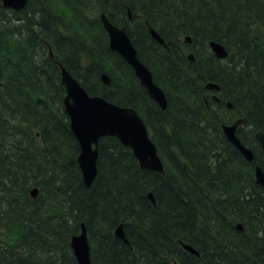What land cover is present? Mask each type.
<instances>
[{"label": "trees", "instance_id": "trees-1", "mask_svg": "<svg viewBox=\"0 0 264 264\" xmlns=\"http://www.w3.org/2000/svg\"><path fill=\"white\" fill-rule=\"evenodd\" d=\"M118 2L121 5L116 14H122V22L128 17L127 8H130L133 16L140 14L139 21L148 19L152 23L172 51H180L175 62L164 73L153 61L151 53L155 45L165 49L163 45L155 39L154 43L148 45L134 43L140 58L151 69L154 80L165 93H176L180 99L187 100L191 109L197 105L205 107L202 96L204 85L209 81L219 83L222 101L237 95L241 110L250 111L253 136L254 129L264 130V0H252L250 4L242 0H206L201 3L186 0L185 6L194 9L190 15L170 11L171 5L167 0ZM37 3H41L43 8H39ZM87 3L88 0H28L23 10L13 11L18 23L12 25L3 15L5 8L0 2V82L12 76L23 81L20 92L0 88V118L6 120L0 128V227L8 231L17 225L21 228V239L17 245L0 248V264H19L18 260H30L35 264H68L64 259L65 251L69 248L71 237L80 231L82 220L86 221L92 264H140L141 260L146 264H173L172 257L179 264H264L261 255L256 253L257 247L252 248L254 244L242 247L226 233L208 237L206 229L198 228L197 212L201 211V201L194 200L193 191L182 185L180 175L164 181L158 173L148 169L138 170L134 161L127 158L121 149L107 148L102 151L105 168L101 169L99 158V172L93 186L89 189L84 187L77 167L78 143L68 131L69 118L64 108L66 90L61 83V69L50 57L48 46L89 94L114 101V90H102L92 82L94 76L100 79V73L106 71L115 85H124L121 95L127 99L126 105L136 107L145 122L149 121L142 105L133 99L131 81L126 71L136 80L139 79L131 66L128 64L130 68H124L125 60L110 49L108 34L99 19L98 24L108 42L104 47L94 46L93 43L98 42L92 39L86 27H83L84 30L79 26L74 28L70 32L71 38L66 37L61 43L55 39L57 35L54 29L73 27V22L78 25V22L73 19L68 21L63 15H67V12L71 15L78 6L85 9ZM257 5L261 11L258 14L252 12ZM55 13L61 14L60 18ZM50 15L56 23L51 22ZM220 20L223 22L220 23ZM210 23L212 30L205 32L206 37L221 42L230 51L227 58L241 65L238 72H222L218 61L214 56L207 55L205 50L193 51L196 61L184 55L180 36L189 34L197 41L203 34L202 25L209 27ZM46 39L52 43H47ZM200 45L210 47L209 43ZM78 47L84 49L88 56V59L84 58L87 65L82 71L74 68L77 53L74 56L69 51ZM168 74L172 81L175 78L178 80L164 85L163 76ZM36 99L42 102L47 99L42 110L34 106ZM216 106V103L210 104L203 113L207 121L215 120L216 128L221 131L219 123H231L233 115H221L216 111ZM167 121L165 118L160 124L162 134L153 129L150 134L161 154L168 147L183 149L178 139L167 140ZM8 126H12L15 132L9 130ZM37 131L40 132V140ZM241 138L244 143L249 142ZM33 139L38 143L34 144ZM72 139L76 142V154ZM106 141L116 147L115 137ZM16 142L28 148L31 159L26 151L17 153L14 149ZM72 160L75 170L71 166ZM244 171L250 175L253 172L251 165L245 166ZM223 185L218 183V190ZM33 187L39 189L35 197L30 195ZM149 187L156 195V209L143 196ZM224 188L228 194L237 196L242 190L236 183ZM261 200L264 202V196L260 197ZM260 201H246L245 205L253 210ZM9 207L15 208L14 213L11 211L7 214ZM133 210H137L133 213H143L141 227L131 228L125 224V229L128 235H140L133 237L132 241L139 257L120 239L106 241L101 250V244L94 240L98 232H92L94 229L89 223L90 219L94 218L98 227L112 231ZM10 214L11 218L8 219ZM244 219L248 223H256L250 213H246ZM180 239L197 247L201 256L185 251L178 243Z\"/></svg>", "mask_w": 264, "mask_h": 264}, {"label": "bare ground", "instance_id": "bare-ground-1", "mask_svg": "<svg viewBox=\"0 0 264 264\" xmlns=\"http://www.w3.org/2000/svg\"><path fill=\"white\" fill-rule=\"evenodd\" d=\"M170 2L172 12H180L184 15H190L194 12V9L187 8L185 6L186 0H167ZM197 2H204L206 0H196ZM246 3H253L252 0H242ZM1 2V1H0ZM2 3V2H1ZM39 8H43L41 6V3H37ZM27 5V4H26ZM121 4L118 2V0H88L87 7L84 9L83 6H78L77 9L71 13V15H68L70 12H67V15L65 16L66 20H74L78 22V25H76L74 22L71 23L73 27H65L61 26L57 29H54L56 31V40L57 42L61 43L66 37L71 38L72 35L70 32L75 28H80L84 30L83 27H86L87 32L90 33V36L92 39L97 40L98 43H93L95 47H104L105 43H108L104 31L102 27L98 24V19L102 23V17H107L111 22L115 23L117 26L124 27L125 30L128 32V34H133L134 36H130L133 43H146L152 44L154 43V38L151 34L150 29L148 28V24L155 30L157 29L152 25V23L148 19H144V21H139V13L138 15H132L131 10L129 13V10L127 9V15L125 22H122L120 18H122V14L117 15L116 12H118L119 6ZM2 6L5 8L3 15L6 16L8 19V23H12V25L17 24L18 21L15 19V16L13 14V11H21L16 10L14 7L5 6L2 3ZM239 7V6H238ZM237 7V8H238ZM218 9V8H216ZM12 10V11H11ZM234 11V9H233ZM252 12L254 13H260L259 7L257 5L256 9H252ZM57 14L56 17L60 18L61 14ZM115 15V17H113ZM52 23H56L54 18L50 15L49 16ZM119 18V19H118ZM211 19V17H209ZM225 20V18H224ZM223 21L220 20V23ZM94 23V24H93ZM105 29V28H104ZM212 30V25L210 23L209 27H203L201 32L203 33L197 38V41L191 37V35H181L180 36V44L183 46V52L184 55L187 56L189 60L196 61V57L194 53L186 54L187 49H191V51H195L197 49L199 50H205V53L207 55L214 56V59L218 61V63L222 67V72L227 73H236L240 70L239 64L235 63L234 59L229 60L227 57L230 54V51H227L226 56L220 57L215 54L213 49L211 47H202L200 43H221L213 39H208L206 37L205 32H208ZM220 30V29H219ZM169 32V31H168ZM221 32V30H220ZM223 32H226V29H223ZM236 33L239 34V30L236 29ZM129 34V35H130ZM244 36V35H242ZM47 43H52L50 40L46 39ZM156 40V39H155ZM164 40V39H163ZM256 40V38H254ZM158 42V41H157ZM164 43L165 40H164ZM160 44V43H159ZM163 45V44H160ZM109 47L111 50H113L109 44ZM163 48L155 45L154 48L151 49V53L154 56L153 61L156 63V65L161 68L162 71L167 72V68L170 64H173L175 62L177 55H179V52H174L172 49L167 45H163ZM225 47V46H224ZM70 52L75 54L77 53L78 59L74 58V68L77 71H82L86 67V62L84 61V58L88 59L87 53L84 49L78 47L75 49L69 50ZM116 52L115 50H113ZM118 53V52H116ZM119 54V53H118ZM215 54V55H213ZM120 55V54H119ZM175 55V56H174ZM192 55V56H190ZM39 54L37 53V57ZM121 56V55H120ZM36 57V58H37ZM53 61L55 65L61 69L62 66H65L62 60L53 53ZM125 62L126 65L124 68L129 67V63L127 60L121 56ZM48 62V61H47ZM49 63V62H48ZM199 63V62H197ZM129 64V65H128ZM200 64V63H199ZM131 66V65H130ZM130 68V67H129ZM132 69V67H131ZM134 75L136 76V73L132 69ZM169 73V70H168ZM103 74H106L108 77V82L105 81L102 77ZM126 75L128 76V80L131 81L130 84V90L133 94V99L135 101L139 102L142 105L143 112L149 117L148 123L145 122L143 119L147 131L149 134H151V129H153L156 133H161L160 124L162 123V120L167 118V130H166V137L167 140H179L180 143L183 146V149H171L170 147L166 148V151L158 152V149L156 151V158L154 162V168L148 167L146 162H143L140 160L134 153L133 148L126 144L125 142L121 141L117 136L111 135L110 132L106 131L101 134H99L95 141L92 143L93 150L96 152V172H94L93 177H91L88 182L85 177V172L80 167L78 156L81 152V142L76 134L75 130L70 125L69 120V126L68 131L70 132V135L75 139V141L78 143L79 152L77 154V162H78V170L80 172V176L83 182V185L85 188H91L94 184V181L96 179V176L99 172L98 167V159L100 158V167L103 170L105 168V161L102 157V151H105V149H121L123 150L127 158L132 159L135 163V168L138 170H150L152 172L158 173L164 181H170L173 177H178L182 181V185L185 187H189L193 193H194V200H200L201 201V211L197 212V226L199 229H206L207 232H209L208 237L215 236V235H224L223 233H226L231 237L234 242H238V245L244 247V246H251L254 244V247H257L256 253L261 255V259L264 261V213L263 211V200L260 201V197L264 196V187L261 184V182L257 179V168L259 167L262 171H264V146L261 142V140L258 138L257 133L264 134V130L262 129H254L252 134V128L253 123L252 119L250 117V111L239 107L238 104L239 98L236 96H230L225 98L223 101L220 97L221 94V86L218 89L216 88H210L207 87V83L204 85V90L202 92V96L204 99L206 108H209V105L212 103H216V111H219L221 115L228 114L233 115V121L231 123H219L221 131L216 128V125L214 121H207L205 115L203 112H205L204 105H197L193 109H191L188 105L187 100H182L180 97L176 95V93H165L166 103L163 105L159 104L155 99H152L144 85L139 80H136L134 77L130 76V74L126 71ZM115 77V76H114ZM137 77V76H136ZM97 78V79H96ZM91 80V78H89ZM178 80L177 78L173 79V81ZM172 78L168 75H164L162 79V84L168 85L172 84ZM92 82L99 87L100 89H111L113 91V95L115 96V100L110 102L117 104V105H123L127 106V99L121 95V92L124 90V85L117 83L115 85V82L113 78L106 72L102 71L100 73V79L97 76H94L92 78ZM62 83V81H61ZM130 82H128L129 84ZM157 83V82H156ZM161 88L162 86L157 83ZM63 85V83H62ZM64 86V85H63ZM65 87V86H64ZM0 88L2 89H8V91L16 89L17 91L23 90V81L17 77L12 76L9 79L0 82ZM122 88V89H121ZM66 89V88H65ZM163 89V88H162ZM97 95V94H94ZM148 95V96H147ZM101 96V95H100ZM121 96L124 101H122ZM105 98V97H104ZM46 100L44 99V102L41 101V99L34 100V106L38 110H42L46 106ZM108 100V99H107ZM133 101V100H131ZM134 101V102H135ZM126 102V103H125ZM154 102V103H153ZM243 105V104H242ZM133 109H135L138 113V110L136 107L129 105ZM142 112V114H144ZM161 113H164V115H161ZM139 114V113H138ZM144 114V115H145ZM6 122L5 118H0V128L2 125ZM236 123V127L238 129V137L243 141L241 137L246 138L249 142L245 143L248 148L252 150V156L251 158H247L244 153L241 151V149L238 147V145L231 140L223 130V125H229ZM9 130L12 132L14 131V128L12 126H8ZM236 129V133H237ZM162 134V133H161ZM37 137L40 140V132H36ZM67 135V134H66ZM241 136V137H240ZM110 137H115L116 147L111 146L107 143L106 139H109ZM165 137V136H164ZM225 137V138H224ZM73 140V139H72ZM228 143H227V141ZM34 144L38 143L36 139H33ZM73 140L74 147L76 149L75 154L77 153V146L76 142ZM244 142V141H243ZM169 143V142H168ZM14 149L18 152L20 151H26L28 157L31 159V152L28 150L26 146H19L16 142ZM215 152L216 154H214ZM71 166L76 169L75 163L73 160L71 161ZM253 164L255 166H253ZM251 165L253 172L249 175L244 171V167ZM241 171V174L239 173ZM248 175L250 183L248 182ZM186 178V181H185ZM245 181L247 184V188L245 187ZM250 187L248 186V183ZM218 183H221L223 187L218 190ZM230 183H236L240 190V195H232L228 194L225 190V186H227ZM37 188L38 187H33ZM32 188V189H33ZM224 190L222 191V189ZM31 189V190H32ZM261 189V191L259 190ZM39 193V189H38ZM37 193V194H38ZM32 197H35L31 194ZM143 196L148 199L152 206L156 209L157 207V200L156 195L152 187H149L145 190L143 193ZM193 196V195H192ZM141 197V196H140ZM246 201H260V206L257 210L258 204L255 209L248 208L245 204ZM15 208L9 207L7 210V214L9 212H13ZM200 210V209H199ZM137 211V210H136ZM136 211H131L129 215L124 219L121 223L123 224V233L122 235L118 234L117 226L112 231H107L101 227H98V224L96 223L94 218H91L89 223L94 229L92 232H98L95 236V241L99 242L101 244V250L104 249L106 241L112 242L114 239H120L123 244L127 245L128 248L134 252V254H139L132 244V241L134 240L133 237L140 236L127 234V231L125 229V224L130 225L132 228L141 227V219L143 217V213L141 211H138L137 213H133ZM14 213V212H13ZM246 213H250L252 219L256 221V223H248L249 221L247 219H244V215ZM6 214V215H7ZM11 218V214L8 216ZM86 221L82 220L80 221V231L75 234H80L82 232V226L86 229ZM120 224V223H119ZM87 232V239L89 242V236L88 231ZM212 233V234H210ZM71 240L69 241V248L66 249L64 259L68 264H80L77 260V257L74 253V250L71 246ZM178 243H180L181 247L187 251L188 253L195 255L197 257L201 256V251L195 247L193 244L183 241L182 239L178 240ZM257 243V245H255ZM90 245V242H89ZM239 246V247H240ZM247 248V247H246ZM250 248V249H252ZM254 251V250H253ZM58 258V256H57ZM173 264H179L178 260L174 257L171 258ZM20 261L19 264H35V262L30 260H18ZM92 264V263H91ZM140 264H146L144 260L140 261Z\"/></svg>", "mask_w": 264, "mask_h": 264}, {"label": "water", "instance_id": "water-1", "mask_svg": "<svg viewBox=\"0 0 264 264\" xmlns=\"http://www.w3.org/2000/svg\"><path fill=\"white\" fill-rule=\"evenodd\" d=\"M5 6L14 7L16 10L23 9L28 0H0ZM130 13V10H129ZM102 23L108 32L109 44L113 50L123 56L135 70L142 85L146 87L149 96L159 104H165V92L154 82L152 72L146 64L139 58L128 32L124 27H120L111 22L107 17H102ZM153 38L165 45L163 38L149 24ZM217 56H226L227 51L222 43H209ZM50 55L53 52L50 49ZM192 56V55H190ZM62 83L66 88L64 98L65 111L70 119V125L75 130L81 142V152L78 156L80 167L85 172L88 180L96 172V152L92 143L96 137L103 132H110L117 136L133 148L135 155L146 162L148 167L154 168L156 158V146L148 135L146 125L137 111L129 106L117 105L100 95H91L80 84V82L64 67L61 68ZM105 81L108 80L106 74L102 75ZM210 88L218 89L217 83L209 82L206 85ZM236 123L223 125L224 133L233 140L247 158H251L252 150L248 148L236 134ZM258 138L264 146V134L257 133ZM257 179L264 187V171L257 168ZM38 189L33 188L31 194L37 195ZM119 235L123 233V224L117 226ZM71 246L80 264H91L90 248L87 239V232L82 226L80 234H74Z\"/></svg>", "mask_w": 264, "mask_h": 264}, {"label": "clouds", "instance_id": "clouds-1", "mask_svg": "<svg viewBox=\"0 0 264 264\" xmlns=\"http://www.w3.org/2000/svg\"><path fill=\"white\" fill-rule=\"evenodd\" d=\"M21 239V228L13 226L12 231L0 227V248L3 246H15Z\"/></svg>", "mask_w": 264, "mask_h": 264}, {"label": "rangeland", "instance_id": "rangeland-1", "mask_svg": "<svg viewBox=\"0 0 264 264\" xmlns=\"http://www.w3.org/2000/svg\"><path fill=\"white\" fill-rule=\"evenodd\" d=\"M193 53V51H191V49H187V52H186V54L188 55L189 53Z\"/></svg>", "mask_w": 264, "mask_h": 264}]
</instances>
